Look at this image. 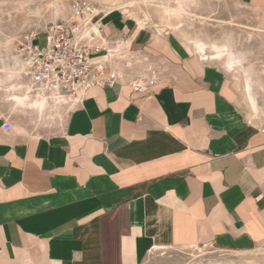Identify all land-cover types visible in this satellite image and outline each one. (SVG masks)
<instances>
[{
	"label": "crops",
	"instance_id": "0c3cea01",
	"mask_svg": "<svg viewBox=\"0 0 264 264\" xmlns=\"http://www.w3.org/2000/svg\"><path fill=\"white\" fill-rule=\"evenodd\" d=\"M241 1L264 16V0ZM104 23L129 49L114 87L87 91L51 136L14 141L0 117V264H141L155 247L263 241L264 109L237 101V65L177 33Z\"/></svg>",
	"mask_w": 264,
	"mask_h": 264
},
{
	"label": "rangeland",
	"instance_id": "374dc122",
	"mask_svg": "<svg viewBox=\"0 0 264 264\" xmlns=\"http://www.w3.org/2000/svg\"><path fill=\"white\" fill-rule=\"evenodd\" d=\"M73 1L0 0V117L14 141L58 133L74 108L68 99L44 100L31 93L23 56L36 37V44L45 47L47 28L72 16ZM87 1L136 30L161 38L177 33L207 55L225 57V64L230 61L240 71L237 101L264 109V16L251 6L241 0ZM144 66H135L134 72L146 70ZM141 264H264V240L244 249L217 244L155 247Z\"/></svg>",
	"mask_w": 264,
	"mask_h": 264
},
{
	"label": "built area",
	"instance_id": "2783aa9c",
	"mask_svg": "<svg viewBox=\"0 0 264 264\" xmlns=\"http://www.w3.org/2000/svg\"><path fill=\"white\" fill-rule=\"evenodd\" d=\"M71 17L55 21L47 28L46 45L33 39L24 50L25 77L30 91L44 100L68 99L81 103L92 88L114 87L118 76L112 61L122 60L128 52L127 41L106 36L104 23L109 15L100 12L87 0L73 1ZM142 94L143 82L132 86Z\"/></svg>",
	"mask_w": 264,
	"mask_h": 264
},
{
	"label": "bare ground",
	"instance_id": "6f19581e",
	"mask_svg": "<svg viewBox=\"0 0 264 264\" xmlns=\"http://www.w3.org/2000/svg\"><path fill=\"white\" fill-rule=\"evenodd\" d=\"M28 95V94H27Z\"/></svg>",
	"mask_w": 264,
	"mask_h": 264
}]
</instances>
